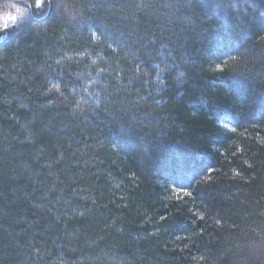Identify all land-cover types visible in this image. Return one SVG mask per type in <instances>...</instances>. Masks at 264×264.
<instances>
[{
  "label": "trees",
  "instance_id": "trees-1",
  "mask_svg": "<svg viewBox=\"0 0 264 264\" xmlns=\"http://www.w3.org/2000/svg\"><path fill=\"white\" fill-rule=\"evenodd\" d=\"M7 1L0 264H264V0Z\"/></svg>",
  "mask_w": 264,
  "mask_h": 264
},
{
  "label": "rangeland",
  "instance_id": "rangeland-1",
  "mask_svg": "<svg viewBox=\"0 0 264 264\" xmlns=\"http://www.w3.org/2000/svg\"><path fill=\"white\" fill-rule=\"evenodd\" d=\"M4 6H0V35L5 34L11 25L13 26L19 22L28 21L31 17L23 5H15L12 1H7ZM33 6L37 10L42 8V6H36V0H34ZM9 17H15V19H10Z\"/></svg>",
  "mask_w": 264,
  "mask_h": 264
},
{
  "label": "snow or ice",
  "instance_id": "snow-or-ice-1",
  "mask_svg": "<svg viewBox=\"0 0 264 264\" xmlns=\"http://www.w3.org/2000/svg\"><path fill=\"white\" fill-rule=\"evenodd\" d=\"M43 3V0H36V6L37 7H41ZM10 19H15V17H9ZM157 68H159V66H156ZM162 71V70H161ZM56 91H59V88L56 89ZM184 195H190V193L185 192Z\"/></svg>",
  "mask_w": 264,
  "mask_h": 264
}]
</instances>
